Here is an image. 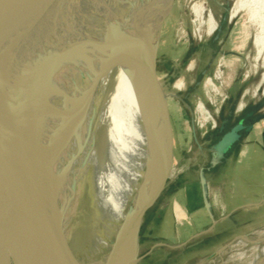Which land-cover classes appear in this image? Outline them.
<instances>
[{
    "label": "bare ground",
    "instance_id": "obj_1",
    "mask_svg": "<svg viewBox=\"0 0 264 264\" xmlns=\"http://www.w3.org/2000/svg\"><path fill=\"white\" fill-rule=\"evenodd\" d=\"M204 2L193 0L189 5L196 36L203 30L210 34L218 25L212 10L205 13ZM161 7V0H136L94 26L36 82L8 118L0 121V137L14 135L19 140L6 165V196L9 204L14 201L15 219L31 233L27 246L42 264H73L83 258L92 264L135 262L132 253L120 257L124 225L113 256L109 242L97 229L87 236L84 233L96 206L100 208L103 201V209L108 211L106 207L117 198L112 196L121 195L123 190L135 189L124 224L132 207L142 204L137 197L143 175L151 166L146 158L138 159L137 148L155 106L153 81L160 91L152 73L148 30ZM241 10L253 27L256 56L264 59V0H233L229 16ZM176 86L181 88L183 83L178 81ZM163 105L162 101V118ZM197 107L201 118L211 119L203 104ZM123 136L129 142L125 148L131 156L128 165L113 157ZM125 166L121 180L104 190L109 168L121 170ZM159 177L160 170L155 172L154 186ZM175 208L180 215L177 205ZM80 210L84 216L79 220ZM228 246L225 255L219 250L194 264H209L216 254V264H264V225L238 235ZM79 251L86 255L79 256Z\"/></svg>",
    "mask_w": 264,
    "mask_h": 264
},
{
    "label": "rangeland",
    "instance_id": "obj_2",
    "mask_svg": "<svg viewBox=\"0 0 264 264\" xmlns=\"http://www.w3.org/2000/svg\"><path fill=\"white\" fill-rule=\"evenodd\" d=\"M203 1H205V13L212 10L214 15L216 14L215 18L219 19V15H223L224 18L218 22V28L210 34H206L203 30L200 36L195 35L196 22L193 21L194 15L189 6L193 0H161L160 12L148 30L150 60L156 59V75L167 94L173 143L170 158L161 114L163 97L153 81L151 91L155 106L148 131L137 148V156L138 159L146 158L150 166L155 165V172L160 170V177L149 195L158 194L161 178L167 173L168 175L162 193L159 194L153 207L148 210L141 225L139 254L159 239L176 242L187 235V230L180 231L182 226H185V220L176 221L172 207L175 201L178 203L184 201L182 186L185 183L191 181L192 185L189 186H192L193 191L199 192L200 168H203L202 177L205 178L206 175L209 196L217 216L220 217L212 232L218 233L216 239L204 249L192 252V256L187 254L185 258H181L180 261L177 259L172 264H194L216 248L225 255L229 250V244L221 248L222 244L229 242L236 235L249 233L264 225V203L240 208L231 216L227 214L228 210L237 204L259 201L264 197V174L260 179L251 173L246 174L248 169L253 168L252 160L247 158L256 159L255 162L261 164V170H264V119L256 122L254 130L240 139V144L237 145L238 152L233 153L232 160L225 164L219 176L214 177L205 171L210 148L222 132L236 123L245 111L255 109V115L264 112L262 109L264 107L255 108L264 100V61H262L264 59L256 56L252 42L253 27L245 11H239L231 21H228L233 0H228L229 7L226 13L222 11L225 0ZM176 81H181L183 87L178 88ZM185 94L186 96L183 97ZM200 103L209 112L211 119L201 118L197 107ZM238 103L243 104L242 108L238 107ZM221 126H223L222 130H220ZM128 144L123 136L113 151V157L123 159L124 165H128L131 161V156L125 152ZM125 170L126 166L121 170L110 167L104 182V190L113 188L121 180ZM82 177L83 174L80 180ZM134 192L135 189H125L121 195L112 196L117 198L111 201L110 207H106L108 211L103 209V201L100 202V208L96 206L94 216L84 233V236H87L88 232L97 229L109 242L112 256ZM163 207L165 209L163 217L157 219L156 214H161ZM81 210L77 216L79 220L84 216ZM70 211L67 213L69 214ZM197 215L196 224L192 221L193 229L207 224V220L201 216L203 214ZM176 253H179V249L158 245L154 247L147 261L149 260L148 264H157L166 255ZM84 254L86 255L85 251H79V256H85ZM215 256L209 264H216L217 260L219 261L218 254ZM81 260L79 262L76 259V262L72 261V263L92 264L90 261L87 262V258ZM250 263L251 261L248 264ZM220 264H231V261H223Z\"/></svg>",
    "mask_w": 264,
    "mask_h": 264
},
{
    "label": "water",
    "instance_id": "obj_3",
    "mask_svg": "<svg viewBox=\"0 0 264 264\" xmlns=\"http://www.w3.org/2000/svg\"><path fill=\"white\" fill-rule=\"evenodd\" d=\"M9 1L13 21L10 28L11 46L4 51V57L0 63V121L8 118L28 96L36 82L56 64L67 50L86 36L94 26L103 23L114 13L136 0ZM151 67L158 81L155 58L151 62ZM158 85L164 102L165 143L171 158V122L166 100L167 94L159 81ZM260 107H264V100L259 102L255 108ZM254 112L255 109H251L221 134L210 148L215 157L222 156L232 144L238 141L242 131L249 132L254 123L264 119V112H261L245 122L247 117ZM222 128L223 126L220 130ZM17 144L19 140L14 135L0 137V264H42L27 246L26 241L30 240L31 233H28L15 219L12 210L14 201L9 204L6 196L9 191L6 180L9 175L6 173V165L13 156L14 147ZM202 172L203 168H200V179L205 188L206 179L202 177ZM167 175L168 173L161 178V187L158 191L164 186ZM154 178L155 165H152L149 173L141 182L137 197L142 204L132 207L124 224L120 257L132 253L134 264H138L139 260V233L144 214L157 196V194L149 195L154 186ZM215 223L216 220L213 219V225ZM210 228L211 226L207 230ZM164 244L169 247L179 246L158 241L152 245V248Z\"/></svg>",
    "mask_w": 264,
    "mask_h": 264
},
{
    "label": "crops",
    "instance_id": "obj_4",
    "mask_svg": "<svg viewBox=\"0 0 264 264\" xmlns=\"http://www.w3.org/2000/svg\"><path fill=\"white\" fill-rule=\"evenodd\" d=\"M10 6H11V3L9 0H0V63L3 60L4 51L11 46V40H10L11 30H10V28L12 26L13 16L10 13ZM185 96H186V94L183 95V97H185ZM169 117H170V114H169ZM170 122H171V120H170ZM255 127H256V124L254 123L252 129L249 132H245L244 135L252 132ZM172 133H173V130H172V124H171V155H172V143H173ZM243 136L241 137V139L243 138ZM239 141L232 144L223 153L222 156H216L215 157L213 155V152L211 153V150H210L208 163L205 166L206 173L208 172L214 177L219 176L221 174V172L223 171V167L225 166V164L229 160H232L231 157H233L232 156V155H234L233 153L236 151L238 152L239 148L237 147V145L240 144ZM247 159L252 160V162H253L252 165L251 164H248V165H251L253 168L248 169L246 171L247 172L246 174L251 173L252 175L257 176L256 178L260 179L262 174H264V173H262V172H264V170H261L262 165L255 162L256 159H254V158H247ZM178 172H181V171L179 170ZM244 173H245V171H243V174ZM205 179H207L206 175H205ZM189 185H192L191 181L185 183L182 186V187H184V189H183L184 201L182 203H178L175 201L173 203V207H172L175 220L176 221L185 220V224H184L185 226H182V229H180V231L185 232V230H187L188 233L185 237H183L182 239H180L176 242H171V241L166 240V239H159L158 241H161L164 243L179 245L176 247H170L173 249H179V253L178 254L176 253L173 255H166L165 257H163V259H160L157 264H172V263H175V261H177V259L180 261L181 258H185L186 257L185 255H187V254H189V256H192V252H197L201 249H204L214 239H216V237L218 235L217 232L212 233L213 230H215V226L218 223L220 217L217 216V211L214 208L212 200L210 199L207 180H206V187L204 188L202 183H201V179H199V185H200L199 192H197L195 190L193 191L192 186H189ZM157 193L158 194H157L153 204H155L157 202L159 194L162 193V189L160 191H157ZM168 197H169V195H168ZM260 203H264V197H262L259 201H248V202L237 204L236 206H234L230 210H228L227 214L231 216L235 211L239 210L240 208H243L246 206L248 207L251 205H257ZM176 205L178 206V209L180 211V215H177V210L175 208ZM152 207H150L149 209H151ZM148 210L144 214L142 223L144 222V220L148 214ZM164 210L165 209L163 207L161 214L160 213L156 214L157 219H159V217H160V219H161V217H163ZM198 212H202V213H198ZM197 214H203L201 216H203L207 220V224L204 227H199V228L193 229L192 226H193V224H196V219L198 218ZM213 219L216 220V223L214 225H213ZM192 221H193V224H192ZM210 226H211V228L209 230H207ZM236 236H238V235H236ZM236 236H234L229 242L222 244L221 247L229 244ZM162 246H167V245L164 244ZM167 247H169V246H167ZM153 250H154V248H152V246H150L146 251H144L143 253H140L138 264H145V262H146V264H148L149 260L147 261V259ZM216 250H218V248L210 251L204 257L214 253ZM204 257H202V258H204Z\"/></svg>",
    "mask_w": 264,
    "mask_h": 264
},
{
    "label": "flooded vegetation",
    "instance_id": "obj_5",
    "mask_svg": "<svg viewBox=\"0 0 264 264\" xmlns=\"http://www.w3.org/2000/svg\"><path fill=\"white\" fill-rule=\"evenodd\" d=\"M223 3H224V4H223V10H222V11H223V13H226L227 10H228V7H229V1H228V0H225ZM219 18H220L219 20H218V18H216L217 24H218L219 21L224 20L223 15H221V16L219 15ZM231 19H232V18L229 16L228 21H231ZM217 28H218V25H217L216 29H217ZM181 75H182V74H181ZM181 75H180V76H181ZM182 78H184L183 75H182ZM248 111H249V110H248ZM248 111H245L241 116H243L244 114H246ZM256 115H257V114H256ZM254 116H255V112L252 113L249 117H247V119L245 120V122L250 121ZM240 118H241V117H240ZM240 118H239V119H240ZM239 119H238V120H239ZM234 124H235V123H234ZM234 124H233V125H234ZM230 127H231V126H230ZM230 127H229V128H230ZM229 128H228V129H229ZM228 129H226V130H228ZM226 130H225V131H226ZM225 131H223V132H225ZM223 132H222V133H223ZM244 133H245V132L242 131V135H241V137L244 135ZM241 137H240V139H241ZM240 139H239V140H240ZM239 140H238V141H239ZM236 142H237V141H236Z\"/></svg>",
    "mask_w": 264,
    "mask_h": 264
}]
</instances>
